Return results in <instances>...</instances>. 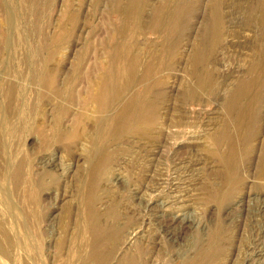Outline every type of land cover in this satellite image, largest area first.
Segmentation results:
<instances>
[{"label":"rangeland","instance_id":"374dc122","mask_svg":"<svg viewBox=\"0 0 264 264\" xmlns=\"http://www.w3.org/2000/svg\"><path fill=\"white\" fill-rule=\"evenodd\" d=\"M97 245L264 264V0H0V264Z\"/></svg>","mask_w":264,"mask_h":264},{"label":"bare ground","instance_id":"6f19581e","mask_svg":"<svg viewBox=\"0 0 264 264\" xmlns=\"http://www.w3.org/2000/svg\"><path fill=\"white\" fill-rule=\"evenodd\" d=\"M124 60V59H123ZM120 62V61H119ZM129 66V64H125V65H119L118 66V64H117V66H118V68L116 69V71H117V73H118V71H120V70H122L125 66ZM131 66V65H130ZM25 70V69H24ZM119 77V76H118ZM116 79V78H115ZM104 89H105V87H104ZM10 94V93H9ZM13 94V93H12ZM11 95V94H10ZM104 96V95H103ZM101 100H104V101H106L105 99H101ZM130 101H132V102H130ZM128 103H129V105H128V110L130 109V107L131 108H133L134 109V99H132V100H130ZM137 103H139V101L138 100H135ZM237 101V100H236ZM233 103V104H232ZM231 103V105H234V102H232ZM10 104V103H9ZM136 104V103H135ZM138 106V105H137ZM229 108L230 109H232V106H229ZM241 110V112H243V110H246V109H244L243 108V110L242 109H240ZM234 111V110H233ZM246 112V111H245ZM241 114V113H240ZM244 114V113H243ZM244 116H245V114H244ZM243 116V117H244ZM120 116H117V117H115L114 118V122L115 123H118V119H120L119 118ZM132 118H134V116H133V113L132 114H129L128 115V118H125L126 119V122L123 124V125H129V123H131V122H133V121H131V119ZM113 122V123H114ZM108 125H110V123L108 124ZM108 127V126H107ZM127 127V126H126ZM106 128V127H105ZM109 128H110V126H109ZM109 130V129H108ZM224 140L225 139H228V141L230 142L229 144H230V146H229V149H228V154H227V157H226V163H228V167H227V173L225 174V175H223V178H224V186H231V185H233L234 183H236V180H235V177H234V172H233V170H234V168H233V166H234V161H236V156H237V139H236V136L234 135V134H232L230 131H228V130H226V131H224V133H223V135L221 136ZM249 136H246L245 138L247 139ZM95 166V165H94ZM95 167H97V165L95 166ZM94 167V168H95ZM94 173V172H93ZM18 179V178H17ZM3 187V186H2ZM223 191V190H222ZM86 207V206H85ZM89 209H92L91 207L89 208ZM87 212V211H86ZM8 213V212H7ZM89 213H91L92 215H94L93 213H92V211H89ZM88 215V214H87ZM92 215H91V217H92ZM112 215V214H111ZM95 216V215H94ZM183 217V216H182ZM182 217H174V219H172V222L173 223H175V222H178V224L180 223V225L182 224L183 226L185 225V224H183L185 221H184V219L185 218H182ZM86 218V217H85ZM90 223V222H89ZM92 223V224H91ZM90 224H91V226L90 227H92L91 228V238H92V240H93V245H94V243L97 241V243L99 242V243H101L100 242V239H101V237L103 236L104 237V234H105V231L106 230H108V229H111V228H108V229H103L101 226H103V225H99V223H98V220L97 219H94L92 222H91ZM185 223H187V222H185ZM176 225V224H175ZM189 225V224H188ZM172 226H174V225H172ZM182 226V227H183ZM184 228H186V225L184 226ZM110 232H111V230H110ZM86 233V232H85ZM86 234H88V233H86ZM172 234V233H171ZM90 235V234H89ZM214 238H215V236H214ZM89 239V238H88ZM91 240V239H90ZM89 241V240H88ZM213 241V240H212ZM90 242V241H89ZM88 242V243H89ZM98 243V244H99ZM102 245V244H101ZM103 246H96L95 247V249H93V254L96 256V258L97 259H100L101 261H102V264H108L109 263V260H110V257H111V252L109 251V250H107V251H104L103 250V248H102ZM17 259V258H16ZM20 263V262H19ZM137 263V262H136ZM66 264V263H65ZM71 264V263H70ZM118 264H135L134 263V258H133V256L132 257H128V258H125L124 260H122V261H120V263H118Z\"/></svg>","mask_w":264,"mask_h":264}]
</instances>
